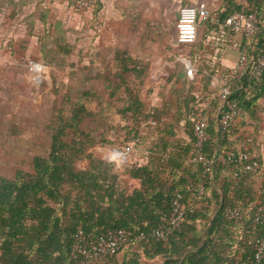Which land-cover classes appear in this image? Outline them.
Here are the masks:
<instances>
[{
	"label": "trees",
	"instance_id": "trees-1",
	"mask_svg": "<svg viewBox=\"0 0 264 264\" xmlns=\"http://www.w3.org/2000/svg\"><path fill=\"white\" fill-rule=\"evenodd\" d=\"M7 1L10 8L11 1ZM227 4L228 10L223 15L216 16L221 24L226 16L239 10L232 0H228ZM250 40L251 50H246L250 63L245 76L239 82L232 79L223 84L229 85L231 98L240 101L243 112H247L251 105L264 95V72L261 76L254 77L251 69L254 58L264 52V41L261 36ZM46 60L53 66L54 60L51 56L46 57ZM109 68L114 70L110 71L114 80L111 74L108 75L112 82L108 84L104 82V91L108 92L109 87H116L117 91L122 88L128 95L129 104L119 111L122 118L132 120L134 125L142 118L146 120L147 115L136 107L138 100L133 90L123 79L124 75L131 73L144 79L148 74L147 65L128 56V60H124L118 70ZM183 74L185 76V70ZM199 74L198 71V76ZM198 76L189 82L190 86H194ZM69 96L70 113L63 116L60 113L62 111H58L57 126L51 130L49 153L34 159L33 172L12 179L0 177V264H81L70 255L72 237L76 230L82 229L94 235L105 234L115 229L149 234L164 224L170 213L171 200L177 193L183 195L186 204L190 203L195 207L182 225L165 239L157 240L149 236L146 243L133 244L120 253L129 251L146 259L161 256L165 259L164 264H187L185 260H180L185 254V244L189 242L190 245L191 240L186 242L182 233L196 219H207L209 210L202 207L214 202L216 205L222 203L218 210V219H222L221 221L232 229H236L237 226L244 228L236 243L244 250L241 264H252L253 250L248 242L255 234L250 229V223L255 211L262 206L264 209V187L262 186L261 193L255 198L248 193L247 186L250 182L256 183L261 174L264 175V167L260 160L259 170L255 173L257 176L243 174L240 171H237L236 177L233 176L235 167L228 162L229 155L238 151L240 142H244L250 152V144L244 137H240L235 143L237 150L227 146L230 144L234 125L229 128L226 137L220 139L218 126L221 103L218 96L215 100L217 104L215 109L218 112L217 131L213 135L209 131L210 123L214 122L211 121L212 113L206 110L191 106L186 109L184 115L176 112L171 115L176 122L184 116L192 119L198 114L205 115L208 121L209 139L204 144V154L211 161V170L206 175L204 194L201 197H197V188L202 166L191 162L195 143L192 129L191 142L183 143L176 138L175 142L179 145L183 143V146L167 160L161 159L162 154L166 152L165 149L163 152L160 151L161 154H155L159 150L156 139L147 163L119 168L91 153H86L100 143L108 145L105 138L102 135L97 137L95 129L90 126L97 117L95 109L99 105L102 106L105 100L97 98V107H94L85 100L86 93L79 98L74 97L75 93ZM84 118L89 119L88 132H84L80 127ZM153 119L156 120L155 116ZM11 132L14 136L18 133L15 126H12ZM66 132L71 134L69 142L64 140ZM165 132L172 134L174 131L170 127ZM259 132L262 133L263 130L260 128ZM166 133H162L161 137L169 136ZM129 135L130 132L117 133L112 144L126 146L131 143ZM84 157L88 159V165L85 169L79 170L75 163ZM121 173L128 174L129 181H123L120 178ZM213 180L223 189V199L213 189ZM228 191L232 192L230 198H227ZM243 201L252 206L238 207V203ZM198 204L202 205L201 208H197ZM228 207H238L241 219L227 220L224 212ZM259 227L263 234L264 223ZM194 244L198 245V241ZM117 255L109 256L104 264H119ZM124 264L140 262L135 258ZM194 264L204 262L201 263L200 260Z\"/></svg>",
	"mask_w": 264,
	"mask_h": 264
},
{
	"label": "crops",
	"instance_id": "crops-1",
	"mask_svg": "<svg viewBox=\"0 0 264 264\" xmlns=\"http://www.w3.org/2000/svg\"><path fill=\"white\" fill-rule=\"evenodd\" d=\"M10 1L11 6L4 24L2 23L4 19H0V47H5L4 49L8 52L3 62L8 65L5 78L14 80L15 68L24 60L23 54L14 52L13 47L16 45H22L21 52L25 55L37 52L46 66L50 65L46 62V57L53 51L59 52L61 57H64V49H61L59 45H73L74 52L80 57L88 54L90 76L94 80L102 77L103 82L102 89H99L98 93L95 91L93 95L95 97L93 106L97 107V98H103L106 116L110 115L112 118L116 115L120 118L118 125L112 126L108 123L99 130V133L102 129L105 133L108 131L112 133L110 137L103 136L108 145L100 143L99 146L111 147L113 151L120 152L124 150V147H129L130 152L126 159L131 166H139L149 161V153L156 139L159 150L155 154H161L160 151L163 152L165 149L166 152L161 156L163 160H167L177 150H181L184 142H191V128L189 126L188 129L184 125L185 116L176 122L174 118L167 117V114L163 113L166 106H175L173 113L183 115L191 106L212 113L211 121L214 122L210 123L209 131L213 135L217 131L218 117L215 100L221 86L232 79L239 82L248 70L239 67L238 60L241 53L251 50V40L241 34L230 33L217 19L228 10V0H189V4L192 5L199 1L205 2L211 13V19L198 24L197 40L188 46L179 45L176 42L177 19L173 25L174 34L168 33L170 41L161 40L159 36L161 10L156 0H95L96 7L89 13L74 11L71 0ZM232 1L239 9L236 11H255L260 23L264 25V0ZM17 35L21 38H17ZM51 45H56V48L51 50L54 48ZM12 48L14 51H10ZM128 56L138 59L148 67V74L144 79L132 73L124 75L123 79L129 83V87L138 100L136 107L147 115L146 120L142 118L137 125H134L132 120L123 119L119 113L129 104L126 92L122 88L117 91L116 87H109L108 92L104 91V82L106 81L107 84L112 82L108 75L111 74L114 80L110 72L114 70L109 67L118 70L122 62L128 60ZM183 61L190 62L196 71V76L198 71L200 73L194 86H190V81L183 74ZM54 62L56 63L55 60ZM35 74V71L31 73L33 76ZM31 75L28 74V78ZM165 83L170 91H174L168 102H164L169 97L165 99L166 92H163L161 88ZM116 97H119L120 101H114ZM234 100L241 105L238 99ZM95 110L96 113L97 108ZM154 116L156 120L153 119ZM170 127L174 131L172 134L165 132ZM93 128L96 131V126ZM260 128L263 130L262 133L259 132ZM129 132L137 134L136 146L133 145L132 140L124 147L112 144L117 133L128 134ZM162 133L169 136L161 137ZM240 137L249 141L250 152L264 164V157L260 156L264 148V95L258 98L247 112H243L242 109V115L234 124L230 144L227 146L237 150L235 143ZM176 138L183 143L177 144ZM97 150L98 145L94 146L96 155ZM120 178L125 182L129 181L128 174L121 173ZM212 182L213 189L223 199V189L216 184L215 180ZM262 186L264 187V175L259 176L256 183L248 184V193L256 198L261 193ZM230 197L232 192L228 191L227 198ZM238 204L241 208L252 206L245 201ZM221 205L222 203L216 205L212 202L203 206V209L209 210L208 218L196 219L184 229L183 239L186 242L191 240L193 245L192 247L191 244L188 245L189 242L185 244V254L180 261L185 260L187 264H194L200 260L204 264H241L244 259V250L239 243H236V239L244 228L237 226L236 229H232L222 222V219H218V210ZM201 206L198 204L197 208ZM196 241L198 245L194 244ZM135 258L140 264H164L165 262L161 256L146 259L129 251L118 253L116 259L119 264H124Z\"/></svg>",
	"mask_w": 264,
	"mask_h": 264
},
{
	"label": "rangeland",
	"instance_id": "rangeland-1",
	"mask_svg": "<svg viewBox=\"0 0 264 264\" xmlns=\"http://www.w3.org/2000/svg\"><path fill=\"white\" fill-rule=\"evenodd\" d=\"M156 2L159 3L161 10V31L159 36L162 41H170L168 33L174 34L173 25L177 19L179 7L189 4L190 1L156 0ZM8 13L2 18L0 17V19H4L2 23L5 22ZM17 38L20 39L21 36L18 37L17 35ZM51 46L54 47L51 50L56 48V45ZM59 46L64 49L65 54L62 58L59 52L55 53L53 51L50 56L57 62V64L53 62V66L43 64L35 51L25 55L21 52L22 45L13 47L15 51L13 48L10 51L23 54L24 59L15 68L16 78L14 80L5 78L8 65L3 64V62L8 52L4 49L5 47H0V177L12 179L15 176L23 177L28 173H32L34 159L44 157L49 153L51 130L53 131L57 126L56 115H58V111L61 110L62 112L60 113L63 116H68L70 113L71 105H68L69 95L75 93L74 97L79 98L83 93H86L85 100L93 104L95 91L98 93L99 89H102V77L99 80H94L90 76L88 54L80 57L74 52L73 45ZM35 64L44 65L45 68L41 72H37L34 69L36 68L34 67ZM33 71L36 73L35 76L31 75ZM28 74L31 77L28 78ZM161 88L163 92H166L167 96H165V99L169 97L164 102H168L174 91H170L166 83ZM114 101H120V98L116 97ZM173 109H175L173 105L166 106L163 113H166L167 117H171ZM104 110V105L97 107V117L90 125L91 127L96 126L95 133L97 137L112 136L110 131L105 133V130L102 129L99 133V130L108 123L112 126L119 124L120 118L118 116L113 115L112 118L110 115L106 116V111L104 112ZM192 119L185 117L184 125L188 129ZM126 124L128 125V123ZM12 126H15L18 132L15 136L11 132ZM80 127L84 132H88L89 119H82ZM66 133L67 136L64 140L69 142L71 134ZM129 136L132 142L136 143L137 134L131 132ZM97 151L96 155L93 147L86 153L96 155L103 161L119 168L129 165L127 159L126 162L122 161L123 155H116L119 153L118 150L113 151L111 147L101 148L98 145ZM261 155L264 157V148ZM87 165L88 159L85 157L75 163L79 170L85 169ZM260 176L263 175L261 174Z\"/></svg>",
	"mask_w": 264,
	"mask_h": 264
},
{
	"label": "built area",
	"instance_id": "built-area-1",
	"mask_svg": "<svg viewBox=\"0 0 264 264\" xmlns=\"http://www.w3.org/2000/svg\"><path fill=\"white\" fill-rule=\"evenodd\" d=\"M71 7L76 12L89 13L96 7L95 0H71ZM9 11L8 1L0 0V17H4ZM211 19V13L205 2L199 1L195 4H187L179 7L177 22L175 24L176 42L179 45H192L198 36V24ZM222 26L232 34H241L249 39L261 36L264 41V25L260 23L255 11H234L227 16ZM250 63V57L246 52L240 54L238 65L246 69ZM252 64V74L259 77L264 72V52L254 58ZM185 76L189 81H194L196 71L188 61H183ZM37 72L44 69L41 65H34ZM221 103L219 113L218 133L221 140L228 134L229 128L235 124L242 115V108L238 101L231 98V90L228 84L223 85L218 93ZM191 129L193 132L194 157L191 162L200 164L202 172L197 188V197L204 194V184L206 175L211 170V161L204 154V144L208 141L207 132L208 121L206 116L198 114L192 119ZM130 148L126 147L121 152L123 162ZM228 162L233 164L235 170L233 176L238 175L237 171L243 174H255L258 172L260 163L257 156L246 149L244 142L239 143V149L229 155ZM193 204H186L182 194L177 193L171 200L170 213L167 219L159 228L153 229L149 234L134 232L124 229H115L105 234L94 235L78 229L72 237V247L70 255L73 259L79 260L81 264H104L109 256L120 253L123 249L139 243L147 242L149 236L155 239H165L172 231L182 225L189 214L193 213ZM227 220L241 219L240 210L237 207H229L224 212ZM264 223V209L258 208L251 219L250 229L255 234L248 242L253 250L252 264H264V233L260 230V225Z\"/></svg>",
	"mask_w": 264,
	"mask_h": 264
},
{
	"label": "bare ground",
	"instance_id": "bare-ground-1",
	"mask_svg": "<svg viewBox=\"0 0 264 264\" xmlns=\"http://www.w3.org/2000/svg\"><path fill=\"white\" fill-rule=\"evenodd\" d=\"M119 153L118 154H116L117 156H120V155H122V153L120 152V151H118Z\"/></svg>",
	"mask_w": 264,
	"mask_h": 264
}]
</instances>
